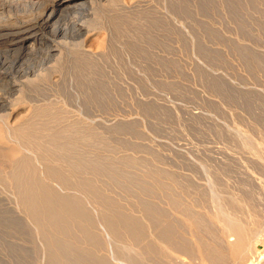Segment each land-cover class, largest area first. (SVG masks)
Returning a JSON list of instances; mask_svg holds the SVG:
<instances>
[{"label":"rangeland","instance_id":"1","mask_svg":"<svg viewBox=\"0 0 264 264\" xmlns=\"http://www.w3.org/2000/svg\"><path fill=\"white\" fill-rule=\"evenodd\" d=\"M153 2L152 10L134 13L96 5L89 19L96 31L85 45L105 53L92 59L77 52L70 70L57 71L60 80L45 76L28 85L12 107L10 121L39 134L46 168L70 177V161L85 155L123 172L111 175L83 166L67 184L47 172L41 176L55 185L52 196L69 195L83 203L98 241L78 230L83 220L73 219L71 234L63 236L55 225L45 223L44 235L31 218L20 219V198L7 177L13 166L1 123L0 264H61L49 235L92 254L73 257L74 264H175L161 246L156 254H146L127 232L109 240L99 225L103 213L124 212L137 229L136 202L142 192L148 202L165 206L169 193L158 191L161 184H169V192L190 207L191 215L203 219L189 227L174 210L167 212L175 223V240H188L189 263L201 264L198 244L212 251L205 264H245L248 259L264 264V0ZM0 41L1 49L8 48V39ZM92 123L91 142L68 135L59 141L75 149L58 153L54 134ZM209 179L235 213L253 217V257L232 256L221 226L207 217L213 213ZM77 180L96 186L113 206H96L94 195L75 185Z\"/></svg>","mask_w":264,"mask_h":264},{"label":"bare ground","instance_id":"2","mask_svg":"<svg viewBox=\"0 0 264 264\" xmlns=\"http://www.w3.org/2000/svg\"><path fill=\"white\" fill-rule=\"evenodd\" d=\"M109 4L114 5V9L125 11V13L139 12L141 9H151L154 6L153 0L0 1V40L1 38L8 39V48H0V125L2 123L5 128L6 133H3L5 134L4 144L6 149L10 151L11 159H9L13 166V170L8 173L7 177L20 198L19 204L22 209L19 214L20 219L31 218L39 225L40 231L44 235L47 233L43 225L47 223V225H55L60 235L68 236L71 234V221L78 219L85 222L79 226L78 230L86 239L92 242H97L99 239L90 228L93 225V220L83 203L78 199L71 200L69 195L59 196V198L52 196L51 190L54 191L56 187L53 184L45 183L41 177L43 173L47 172L55 178V181L59 183L61 180L63 184L71 182L76 169L83 166L96 172L111 175L118 173L123 176L124 174L118 166L112 163H94L85 155H81L80 158L76 156L77 162L68 157L74 167L70 177L64 176L59 170L46 168L44 155H40L38 151L41 150V147L38 146L40 144L39 134H29L23 130L22 124H15L14 121L12 123L10 120L15 112L12 107L20 94L25 92L24 88L28 85L42 80L45 76L55 81L60 80L62 75L60 73L58 75L57 71L62 68L70 70L74 63V55L77 52L78 54L81 52L83 55H89L90 58L105 53L104 51L102 53L93 49L90 50L88 49L90 47L87 46V48L85 44L96 31V29L89 27V19L93 18L94 7L96 5L107 7ZM112 5L108 7L113 8ZM3 118L4 120H2ZM94 127L93 123L82 129L71 125L67 130L54 134L53 141L56 150L59 153V151L66 152L75 149L72 143L59 141L68 135H77L78 139L91 142L93 135L87 132H93ZM113 180L119 182L120 179L113 178ZM208 182L213 213L207 217L221 226L222 236L226 240L232 256L237 260L245 254V257H253L257 233L251 226L252 223L250 224L253 217L250 215L241 217L235 213L232 207L223 202L219 195H216L215 184L212 179H209ZM74 184L89 190L94 195L92 196L96 206L102 204L108 209L112 205L106 196L96 192V186L79 180L74 181ZM158 191L169 193L165 197L164 207L158 206L155 201L148 202L146 191L140 194L136 202L139 211V217L135 222L138 226L137 229L130 226L133 225L134 219L124 212L103 213L99 225H102L105 238L109 240L116 239L127 232L138 241L137 244H139L140 249L146 254H156L159 251L157 246H161L166 256L173 259L175 264H191L185 259L190 252L188 240L187 238L175 240V223L167 212L174 210L189 227H191L193 220V222L201 225L203 219L200 216L191 215L190 207L177 200L176 195L169 192V184H161ZM189 234L195 236L192 230ZM61 237L49 235L51 248L53 252L58 253L61 264H74L73 257L75 256L86 258V256L92 255ZM150 238L153 240L150 241ZM195 245L196 254L201 264H205V256L211 254L212 251L208 249L203 251L198 244ZM244 263L252 264L251 259L244 261Z\"/></svg>","mask_w":264,"mask_h":264}]
</instances>
